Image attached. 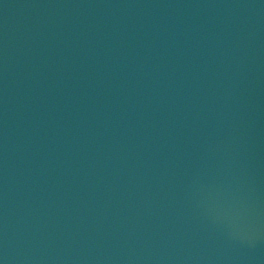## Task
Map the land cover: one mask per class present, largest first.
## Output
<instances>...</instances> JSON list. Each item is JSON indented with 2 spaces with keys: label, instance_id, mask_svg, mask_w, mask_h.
Returning a JSON list of instances; mask_svg holds the SVG:
<instances>
[{
  "label": "water",
  "instance_id": "1",
  "mask_svg": "<svg viewBox=\"0 0 264 264\" xmlns=\"http://www.w3.org/2000/svg\"><path fill=\"white\" fill-rule=\"evenodd\" d=\"M0 264H264V0H0Z\"/></svg>",
  "mask_w": 264,
  "mask_h": 264
}]
</instances>
